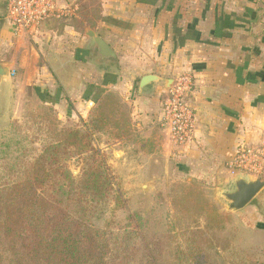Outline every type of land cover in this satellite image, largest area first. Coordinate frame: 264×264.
<instances>
[{"label": "crops", "instance_id": "1", "mask_svg": "<svg viewBox=\"0 0 264 264\" xmlns=\"http://www.w3.org/2000/svg\"><path fill=\"white\" fill-rule=\"evenodd\" d=\"M6 2L0 0V63L8 74L18 65L20 76L35 85L45 103L63 106L69 98L83 117L97 100L116 92L119 101L130 107L131 132L118 143L134 136L138 142L134 152L146 150L141 159L137 155L130 160L126 146L121 151L126 163H133L135 170H150L160 161L176 175L200 174L215 179L216 187L235 186L238 176L227 170L228 156L238 144L264 141V81L250 83L248 62L240 61L237 50L242 42L231 44L236 49L231 51L230 36L214 28L218 25L214 15L191 14V0H100L96 24L86 18L85 29H79L80 17L74 11L81 10L82 3L58 0L61 15L66 14L45 20L35 33H21L6 19ZM251 3L261 19L264 0ZM206 17L203 23L200 18ZM87 29L112 48L114 60L96 54ZM249 35L256 34L250 29L246 38ZM182 69L192 78L189 102L196 122L192 140L175 144L158 122V95L166 93L172 72ZM146 75L157 79L141 88L140 80ZM263 189L250 208L246 204L235 210L250 214V227L242 228L240 234L250 236L253 253L264 252Z\"/></svg>", "mask_w": 264, "mask_h": 264}, {"label": "rangeland", "instance_id": "2", "mask_svg": "<svg viewBox=\"0 0 264 264\" xmlns=\"http://www.w3.org/2000/svg\"><path fill=\"white\" fill-rule=\"evenodd\" d=\"M78 1L82 7L74 13L80 17L79 29H85L86 18L90 19L89 24L95 25L100 0ZM251 1L191 0L194 8L191 14L214 15L215 22L218 21L214 28L218 34L230 36L227 46L231 51H236L231 44L238 40L242 42V47L237 49L240 61L248 62L250 83H257L264 81V16L257 19ZM206 4H210L209 8ZM199 7L207 10L198 11ZM200 19H204L202 22L205 23L207 17ZM250 29L256 35L246 38V31ZM186 72L185 69L172 72L171 81ZM136 85L131 89V95H134ZM40 88L43 91L44 87ZM164 92L158 95L159 109L166 96ZM115 93L105 94L100 104L92 106L83 117L69 98L64 100L63 106L45 103L35 85L26 83L20 76V68L16 65L0 80V173L8 167H25L32 162L44 142H58L67 138L70 130L79 129L84 134L82 142L85 138L90 139L103 154L112 173L115 192L93 209L67 202L69 212L98 228L113 232L129 228L137 232L127 243L125 235H118L119 250L114 255L120 254V257H108V264H175L174 248L180 243L179 232L183 228H194L200 232L205 243L203 249L213 264L264 261L263 251H250V236L240 234L242 228L250 227V214L229 207L230 200L224 193L235 190L233 183L216 187L215 179L209 180L200 174L196 177L176 175L160 161L150 170H135L133 163L125 162L121 151L126 146L131 153L130 160L136 159L137 155L141 159V152L146 150H138L139 154L134 152L138 146L134 136L118 143L131 133L128 119L130 107L128 103H121L118 93ZM85 149L70 146L59 157L61 164L74 177L81 175L86 161L91 162L86 160ZM8 179L6 176L3 180ZM115 195L118 200L114 199ZM256 198L255 195L247 203V208L256 202ZM2 252L7 260V252Z\"/></svg>", "mask_w": 264, "mask_h": 264}, {"label": "trees", "instance_id": "3", "mask_svg": "<svg viewBox=\"0 0 264 264\" xmlns=\"http://www.w3.org/2000/svg\"><path fill=\"white\" fill-rule=\"evenodd\" d=\"M83 139L79 129L70 130L65 139L44 142L25 167H8L0 173V264H108V257H120L114 255L119 250L118 235H125V243L136 236L129 228L113 232L95 227L69 212L67 202L93 209L115 192L103 154L90 139ZM76 145L86 147V160L91 161H86L79 177L59 158ZM6 176L9 179L3 180ZM179 235L175 264H213L199 231L183 228ZM250 264L264 261L250 260Z\"/></svg>", "mask_w": 264, "mask_h": 264}, {"label": "built area", "instance_id": "4", "mask_svg": "<svg viewBox=\"0 0 264 264\" xmlns=\"http://www.w3.org/2000/svg\"><path fill=\"white\" fill-rule=\"evenodd\" d=\"M58 0H7L6 19L15 31L35 33L42 23L59 16ZM192 78L189 73L177 75L161 104L159 124L175 144L192 140L195 130L194 109L189 102ZM230 174L264 180V141L235 146L226 160Z\"/></svg>", "mask_w": 264, "mask_h": 264}, {"label": "water", "instance_id": "5", "mask_svg": "<svg viewBox=\"0 0 264 264\" xmlns=\"http://www.w3.org/2000/svg\"><path fill=\"white\" fill-rule=\"evenodd\" d=\"M86 35L92 38L96 48V54L102 59L114 60L116 55L112 48L94 31L87 29ZM8 72L7 67L0 63V80ZM157 76L146 75L141 78L139 87H143L146 83L156 80ZM264 187V180L255 178L253 180H245L237 177L235 180V190L230 193H225V196L230 200L229 207L240 209L245 206L258 192Z\"/></svg>", "mask_w": 264, "mask_h": 264}]
</instances>
